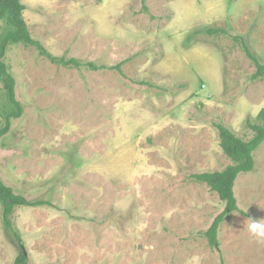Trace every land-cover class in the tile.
Wrapping results in <instances>:
<instances>
[{
	"label": "rangeland",
	"instance_id": "1",
	"mask_svg": "<svg viewBox=\"0 0 264 264\" xmlns=\"http://www.w3.org/2000/svg\"><path fill=\"white\" fill-rule=\"evenodd\" d=\"M22 3L49 53L98 68L54 65L24 44L6 55L24 115L0 142V178L46 202L13 214L29 264H264L248 230L264 224V144L236 182L220 250L203 233L225 204L191 179L232 165L218 125L249 140L264 109V80L231 38L264 64V0ZM3 211L0 264H14L21 245Z\"/></svg>",
	"mask_w": 264,
	"mask_h": 264
},
{
	"label": "trees",
	"instance_id": "2",
	"mask_svg": "<svg viewBox=\"0 0 264 264\" xmlns=\"http://www.w3.org/2000/svg\"><path fill=\"white\" fill-rule=\"evenodd\" d=\"M26 8L22 0H0V23L4 27L0 31V142L6 137L12 128V123L24 115V107L17 99V82L12 75L9 66L5 62L6 55L11 46L24 44L27 47H35L41 54L54 65L64 68H81L86 66L91 70H98L93 63L83 64L76 59H65L56 57L49 53L42 44L35 41L29 31L24 18ZM211 35H227L223 30H208ZM234 41L241 43L243 51L254 63L256 72L252 79L264 80V64L252 52L250 47L239 37H231ZM102 69H107L103 67ZM120 70V66L112 68ZM248 127L253 135L249 140L237 137L225 126L218 125L220 146L223 153L231 160L232 165L220 172L194 174L191 179L199 184H204L218 195L225 204L223 211L215 218L211 227L203 233L209 245L220 250V230L228 217L239 212L238 201L235 193L236 182L240 175L249 174L255 171V153L264 144V109L257 115L256 122L248 120ZM0 204L3 206V221L5 229L11 233L15 240H19L21 251L17 255L14 264H29L27 252L20 243V234L15 229L13 214L18 207H42L44 201L30 202L15 194L14 190L8 187L0 178ZM222 264H225L222 262Z\"/></svg>",
	"mask_w": 264,
	"mask_h": 264
},
{
	"label": "clouds",
	"instance_id": "3",
	"mask_svg": "<svg viewBox=\"0 0 264 264\" xmlns=\"http://www.w3.org/2000/svg\"><path fill=\"white\" fill-rule=\"evenodd\" d=\"M248 230L259 239L264 240V224H261L258 220H252L248 225Z\"/></svg>",
	"mask_w": 264,
	"mask_h": 264
}]
</instances>
